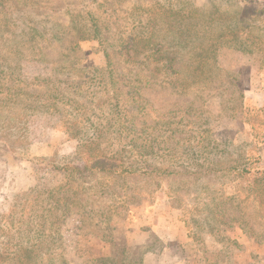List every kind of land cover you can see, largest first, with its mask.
<instances>
[{
    "label": "rangeland",
    "instance_id": "1",
    "mask_svg": "<svg viewBox=\"0 0 264 264\" xmlns=\"http://www.w3.org/2000/svg\"><path fill=\"white\" fill-rule=\"evenodd\" d=\"M155 1L166 0H0V24H11L0 33V76L63 92L22 121L9 118L22 104L0 107V264H155L151 255L164 264L184 255L182 244L193 264H264V0H176L221 17L176 20L222 41L192 84L186 66L177 84L164 60L151 62L161 54L125 48L137 9ZM32 27L44 33L37 51ZM257 39L251 53L234 48ZM97 140L107 165L81 174V144ZM180 156L177 169L190 173L144 172L147 163L171 171ZM212 159L252 172L208 171ZM56 193L64 206L52 211Z\"/></svg>",
    "mask_w": 264,
    "mask_h": 264
},
{
    "label": "trees",
    "instance_id": "2",
    "mask_svg": "<svg viewBox=\"0 0 264 264\" xmlns=\"http://www.w3.org/2000/svg\"><path fill=\"white\" fill-rule=\"evenodd\" d=\"M22 0H17V3L20 4ZM177 3L180 8L175 9L174 4ZM138 12L141 11V19H139V24L138 30L133 32V35L131 36L130 40L127 41V44L125 42V48L128 49H134L137 53H141L145 56L146 59H149L151 56H155L156 53H159L158 57H156L153 61L151 62H159L160 60H164L163 64L166 66L168 71L166 72L167 76H169L173 81H176L177 84L178 82L182 80V75H181V70L182 67L186 66L188 68V72L192 73L193 79L189 80L191 84L194 82H198L200 78L202 77V74H205V68L211 67L215 65L216 59V51L217 48L222 44L220 41L221 38H217V35L212 37L211 40L208 42L205 41L202 36H199L198 34L194 35L190 31H188V28L186 25L183 24L179 25L176 23V20H183L187 19L190 16H201L204 17L205 22L213 23L214 21H219L221 20V17L219 14L215 13V15L212 14L211 11L208 13H203L200 8H184L180 6V2H177L176 0H166L165 3H159L158 1H155V3L151 4L149 7L145 9L138 8ZM214 11H219L218 8H216ZM138 12H135V15L138 14ZM146 15L147 18L143 19L142 16ZM215 16V17H214ZM236 18L237 15H234ZM164 21H166L164 23ZM164 25V27L162 26ZM11 28V24L8 23V21H3V23L0 24V33H3L5 30H8ZM135 29V28H134ZM159 30L165 31L166 34L169 33H176L178 37L174 39V41L169 42L170 40L168 39V36L165 35L162 38L160 37ZM27 32H32V37L30 38V41L32 43L31 49L37 51V48L40 44V41L35 39L36 36L41 37L44 33L39 31L37 28L32 27L27 30ZM190 33V34H189ZM189 36H195V38H191ZM199 38H202L201 40L198 41ZM224 40V39H223ZM169 42L168 47H166V43ZM229 42V41H228ZM258 43L255 41V43H245V42H240L239 45H234V48H237L245 53H251L255 50V44ZM174 47H177L176 50H173ZM172 49V51L170 50ZM195 50V53L190 55L191 51ZM184 51H187L189 53L188 59L181 60L184 54ZM181 54V55H180ZM129 56V55H128ZM213 59L211 63H209V60ZM128 61H135V58L131 56L127 57ZM138 60V59H137ZM139 61V60H138ZM180 62L181 65L180 67H176L175 63ZM9 64V63H6ZM4 66V65H3ZM214 70L217 71L219 70L217 66H214ZM191 76V77H192ZM229 78L231 79L232 75H228ZM5 78L8 79V82L14 83L13 86L7 87V82L3 81ZM40 80V78H38ZM24 82L23 77L21 76L20 73L16 72H11L8 76H0V107L7 105L8 104H15L18 103L19 105L22 104L21 107H16V108H10V109H15L13 114H10L9 118L17 120L20 119L19 121H22L24 117H21V113L25 112H36L37 110L42 109L41 106L47 107L49 104L55 105L56 103L51 101L49 103H46V101H42V98H46L49 100H52L55 97V100H57L58 95H62L63 92L60 90V87L56 89L49 88L48 86L45 88H42L41 91H38L37 93L29 92L27 85H23L22 83ZM182 84V83H181ZM66 104V102L64 103ZM80 106H75L74 108H79ZM56 107H54V114H52V117L55 119H60L63 124L69 125L70 122L66 123L65 121V114L62 115V112L58 111ZM81 124V122H74L72 126H75L76 124ZM211 142V141H210ZM98 140L97 141H87L83 142L80 147V151L83 153V160L84 164L83 167L78 168L79 172L86 173V172H93V171H102L104 170V166L107 165L106 159L107 157H104L103 154H101L99 151L98 147ZM92 150L96 151L97 153H94ZM201 157L199 152L194 151L191 156L193 155ZM180 157H178V160L176 163L173 162L171 163L173 166H175V169L173 168L171 171H169V168L165 167H158L153 164L147 163L146 169H144V172L146 174L150 173H159V174H174V175H181V174H188L190 171H187L188 169H177L178 167H182L184 163H179L180 162ZM206 160H208V157L203 158L202 162L199 163V166H205ZM122 164V163H121ZM191 165V164H190ZM189 165V166H190ZM208 167L206 168L208 171H230L231 169H238L239 172H241V175L245 174H250L252 172V168L250 165H247V162L244 163V165H241L239 167H234L233 165L229 164H222L220 161H215L212 159L211 161V166L207 165ZM218 166V167H217ZM141 167V168H144ZM70 167H67L69 169ZM141 168H133V169H128L127 174L134 175L135 170H139ZM74 169V167L72 168ZM203 170L200 168L198 171L201 173ZM264 171H261L262 174ZM126 176V177H129ZM256 195L260 194L259 192L255 193ZM53 207L52 211L61 208L62 201L60 199L59 193L53 194ZM121 208H117L119 212ZM68 211V210H66ZM56 215V214H55ZM59 220V219H58ZM54 220V223L58 222Z\"/></svg>",
    "mask_w": 264,
    "mask_h": 264
},
{
    "label": "crops",
    "instance_id": "3",
    "mask_svg": "<svg viewBox=\"0 0 264 264\" xmlns=\"http://www.w3.org/2000/svg\"><path fill=\"white\" fill-rule=\"evenodd\" d=\"M181 245V244H180ZM182 246V251H183V254L182 256L178 257V258H175L174 260L172 259L171 261H168L167 263L164 262V264H193L194 262H190L189 260H187V251L184 250V248L186 247V245H181ZM150 254V251L147 250V252H145V256L144 257H148V255ZM165 255V253L163 254ZM153 256L154 258L156 257V260H158L159 256L157 257V255H151ZM196 256L195 254H192V260L194 261L196 259ZM155 260V264L157 263Z\"/></svg>",
    "mask_w": 264,
    "mask_h": 264
}]
</instances>
